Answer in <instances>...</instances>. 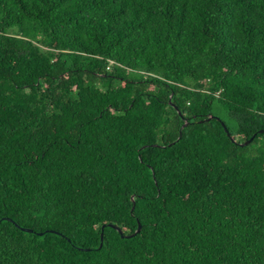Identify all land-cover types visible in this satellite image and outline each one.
Returning a JSON list of instances; mask_svg holds the SVG:
<instances>
[{
	"label": "trees",
	"instance_id": "obj_1",
	"mask_svg": "<svg viewBox=\"0 0 264 264\" xmlns=\"http://www.w3.org/2000/svg\"><path fill=\"white\" fill-rule=\"evenodd\" d=\"M260 130L264 0H0V264H264Z\"/></svg>",
	"mask_w": 264,
	"mask_h": 264
},
{
	"label": "water",
	"instance_id": "obj_2",
	"mask_svg": "<svg viewBox=\"0 0 264 264\" xmlns=\"http://www.w3.org/2000/svg\"><path fill=\"white\" fill-rule=\"evenodd\" d=\"M185 126H186V123H184L183 127H185ZM224 130L226 131L225 128H224ZM263 132H264V130H260V131H259V133H263ZM250 141H251V140L245 142L243 145H247ZM112 228H114L118 233H120V234L122 233L120 229H118V228H116V227H112ZM22 231H24V232H26V233H31V232H32V230H30V229H22ZM139 231H140V226H138V228H137V230H136V232H135L134 234L129 235V236H125V238H132V237H134L136 234H138ZM39 235H41V234H39ZM101 245H102V235H101ZM101 245H100V246H101Z\"/></svg>",
	"mask_w": 264,
	"mask_h": 264
}]
</instances>
